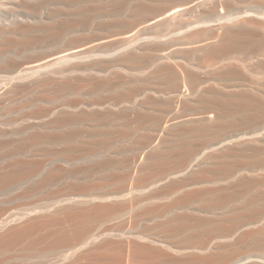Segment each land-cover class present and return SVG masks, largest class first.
Masks as SVG:
<instances>
[{
  "label": "bare ground",
  "instance_id": "obj_1",
  "mask_svg": "<svg viewBox=\"0 0 264 264\" xmlns=\"http://www.w3.org/2000/svg\"><path fill=\"white\" fill-rule=\"evenodd\" d=\"M77 26L99 27L24 66L3 59L0 104L113 75L123 91L88 106L130 103L129 123L157 132L129 156L95 123L60 131L92 121L75 103L25 116L35 136L0 120V264H264V0H0V58Z\"/></svg>",
  "mask_w": 264,
  "mask_h": 264
},
{
  "label": "rangeland",
  "instance_id": "obj_2",
  "mask_svg": "<svg viewBox=\"0 0 264 264\" xmlns=\"http://www.w3.org/2000/svg\"><path fill=\"white\" fill-rule=\"evenodd\" d=\"M90 27H93L92 30H94L96 27L99 26H79V28L77 26L74 28L72 32L61 38H45L43 34L41 35L37 33L34 35L36 38L33 37L35 38L34 39L35 42H32L31 44L29 43L28 45L15 44L19 42V39L6 43L7 46L9 47L8 49L11 50L7 55H4L0 58V79L3 77V75L4 77L6 74L9 75L8 72L11 71L9 68L7 69L4 67L3 59L7 57H12V60L17 61L14 62L17 63L16 64L17 66L19 65L24 66L33 60L44 58L51 55L52 53L60 51L75 39H83L84 37L91 35L92 30L91 31L89 30ZM125 27L127 28V26H123L122 29ZM147 72H149L148 69L145 70L142 75L146 76ZM117 73L122 76V79L124 81L133 77L131 75H128L124 71H119V72L117 71ZM82 77H80V80H78L82 83L81 86L90 83L87 82L85 78ZM114 78L115 76L113 75L111 77H107L106 79L113 81V83L105 87L92 86L91 84H87L83 88H80L81 86H79V88L75 90H69L64 88L57 89L53 87L52 88L42 87L46 89H40V88L28 89L26 91H22L14 95L7 96L2 100L0 104V120L10 121L11 125L8 128L9 132L13 133L14 135L17 133L16 136H20V137H29L33 135L35 136V134L37 133L36 127L38 126L39 123L34 119H27L25 116H28V114H32L41 105L46 106L45 108H51L53 110L55 108L61 109L63 107V104H65L66 102L75 103L78 105V108L72 111L71 113L85 112L86 115L84 116L86 118L91 117L92 121H88L86 122V124H82V125L72 124L68 127H64L60 131H63L67 134L72 132L74 133V135L82 134L85 131H89L93 128L90 127L88 123L91 124L95 123L99 125L105 132H107V136H110L113 139L112 144L116 140L115 142L116 145L113 144V146L115 145L118 146V148H121V150H123L122 151L123 154L126 155L128 153L129 156H132L133 154H136L139 151L140 144H138L139 143L138 138L143 134L147 135V133L150 134L147 136H152L154 133L157 132L154 129L155 126L153 124H151L153 126H150L149 121L146 120L138 123L133 122V124H130L132 123L131 108H133L130 107V103H122L118 106H114L112 105V103H110L108 105L109 107H99L96 105V107L90 108L88 106V103L92 101L96 102L100 100V98L102 100L115 99L123 91V88L117 85L118 83L117 78L116 79ZM158 84L165 85V79L159 80ZM147 97H148V93H143L138 97V101L146 100ZM157 99L159 100V102L163 103V98L161 96H158ZM162 103H161V107L165 106V102L164 104ZM75 115H79V114H75ZM119 117H123V118L120 119ZM48 120L51 119L48 118ZM147 122L149 125L147 124ZM133 126H135L136 129L139 130H136L135 127H134L135 130H133ZM131 131L132 132L134 131L132 135H130ZM16 136H11L9 138L16 139L17 138ZM134 147H138V148H134ZM130 153H132V155H130ZM11 195L12 197H10ZM13 195L14 194L11 193L10 196H6L9 197L11 200L5 197L6 200L9 201V203L13 200ZM15 196L17 198L18 195L15 194ZM14 201L17 203L16 199ZM14 201H12L11 204H15ZM19 201L20 200H18V202ZM142 224L151 227L155 225V222L147 219Z\"/></svg>",
  "mask_w": 264,
  "mask_h": 264
}]
</instances>
